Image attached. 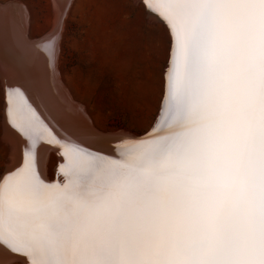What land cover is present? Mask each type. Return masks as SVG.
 I'll use <instances>...</instances> for the list:
<instances>
[{"label":"snow or ice","instance_id":"snow-or-ice-1","mask_svg":"<svg viewBox=\"0 0 264 264\" xmlns=\"http://www.w3.org/2000/svg\"><path fill=\"white\" fill-rule=\"evenodd\" d=\"M142 4L165 28L166 118L146 135L54 131L28 59L0 80L20 145L0 170V255L11 264H264V0ZM22 12L0 0V29L53 65L67 8L39 41Z\"/></svg>","mask_w":264,"mask_h":264},{"label":"rangeland","instance_id":"rangeland-1","mask_svg":"<svg viewBox=\"0 0 264 264\" xmlns=\"http://www.w3.org/2000/svg\"><path fill=\"white\" fill-rule=\"evenodd\" d=\"M13 1L30 13L27 35L32 41L53 31V0H4ZM67 8L57 57L66 87L96 129L147 132L161 110L164 26L147 19L142 0H72ZM2 118L0 95V170L10 157ZM55 156L46 165L50 178L56 172Z\"/></svg>","mask_w":264,"mask_h":264},{"label":"bare ground","instance_id":"bare-ground-1","mask_svg":"<svg viewBox=\"0 0 264 264\" xmlns=\"http://www.w3.org/2000/svg\"><path fill=\"white\" fill-rule=\"evenodd\" d=\"M71 1L72 0H53L54 8L56 11V20H54L55 26L53 27L54 29L56 27L58 19L60 18L61 7L63 6L67 8ZM24 8L21 7V9H23L24 12L20 13V15H25L26 9ZM8 15L11 18L15 14L12 12L11 9H9ZM28 25L29 23L28 21H26V25H25L26 34H28V30H27ZM53 31L46 34V36L51 35ZM39 40L40 39H36L33 41H39ZM13 58L28 59L29 71L40 88V93L43 98V103L48 105V108L43 109V111L45 112V115L51 112L52 115H55L57 120L59 121L58 124L55 121H53V130L62 131L63 128H67L69 130H76L85 139H87L89 129L91 128L96 129V127L94 126L95 124L93 125L91 121L93 119H90L89 115L84 110V106H81L80 104H78V102L74 98V94L72 95L70 93L68 89L70 87L68 88L66 87L63 81L64 80L63 76H61L62 73L60 70V60L56 59V62L53 65L49 66L46 55L43 51H39L35 48L30 49V50H25L23 48L18 47L11 31L10 30L5 31L3 29H0V70H1L0 76H1V80L3 79L5 75H8L9 77L13 76L15 72V66L12 62ZM33 98L37 103H41V98L39 96H36L35 93H33ZM165 118H166V113H162V110H160L157 122L159 121L161 124H163ZM2 119H3L2 123L4 126L3 136H5V138L7 139L6 143H8L7 141H9L10 143V148H9L10 157L8 161V167H11L17 163V160L20 155V145H19L18 137L16 136L14 131L10 127H8V125L6 124L7 114H6L5 102H4V118ZM61 126H63V128ZM50 156H52V154L47 156L45 160L46 176L48 175L46 172V169H47L46 165L49 161ZM55 157H58V156H55ZM59 159L60 158L58 157V161ZM54 175L56 176V172ZM55 176L52 178L48 176L47 177L50 180H55ZM0 262H2V264H11V261L3 255H0Z\"/></svg>","mask_w":264,"mask_h":264},{"label":"water","instance_id":"water-1","mask_svg":"<svg viewBox=\"0 0 264 264\" xmlns=\"http://www.w3.org/2000/svg\"><path fill=\"white\" fill-rule=\"evenodd\" d=\"M153 127H154V123H153V125L149 128V130H148L147 132H145V133H143V134H141V135H134V136L142 137V136L146 135L148 132H151V130H152ZM55 179H57L56 176H55Z\"/></svg>","mask_w":264,"mask_h":264},{"label":"crops","instance_id":"crops-1","mask_svg":"<svg viewBox=\"0 0 264 264\" xmlns=\"http://www.w3.org/2000/svg\"><path fill=\"white\" fill-rule=\"evenodd\" d=\"M31 33H33V36L35 35V36H37L38 34H36V32H33V31H31Z\"/></svg>","mask_w":264,"mask_h":264}]
</instances>
